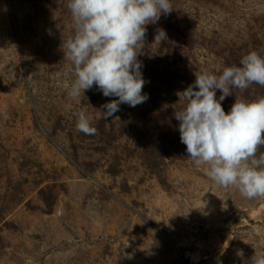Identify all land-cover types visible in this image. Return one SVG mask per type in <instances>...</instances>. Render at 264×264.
<instances>
[{
  "label": "rangeland",
  "instance_id": "obj_1",
  "mask_svg": "<svg viewBox=\"0 0 264 264\" xmlns=\"http://www.w3.org/2000/svg\"><path fill=\"white\" fill-rule=\"evenodd\" d=\"M171 4L138 56L148 99L104 119L114 97L95 86L68 95L67 0H0V264H242L239 249L245 260L264 254V197L213 182L187 157L174 118L195 72L264 56V0ZM157 28L167 40L153 44ZM234 91L264 96L255 83ZM234 102H221L226 113ZM79 111L95 134L77 130Z\"/></svg>",
  "mask_w": 264,
  "mask_h": 264
},
{
  "label": "clouds",
  "instance_id": "obj_2",
  "mask_svg": "<svg viewBox=\"0 0 264 264\" xmlns=\"http://www.w3.org/2000/svg\"><path fill=\"white\" fill-rule=\"evenodd\" d=\"M67 8L74 25L73 35L61 45L74 75L68 95L78 98L95 86L103 96L114 97L101 105L104 119L121 104L146 102L138 56L145 48L147 25L173 11L171 0H67ZM166 40V31L157 28L153 44ZM194 75L181 92L183 107L174 111L187 157L206 164L205 174L218 186L235 187L246 199L264 197V96L247 99L234 91L243 92L254 83L264 87V56L253 50L239 66ZM232 95L235 102L226 113L221 102ZM74 115L78 131L95 134L84 111ZM236 255L242 264H264V254L255 252L245 260L239 249Z\"/></svg>",
  "mask_w": 264,
  "mask_h": 264
}]
</instances>
